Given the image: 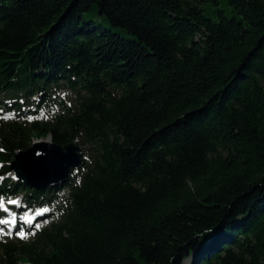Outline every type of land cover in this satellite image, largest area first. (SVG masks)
I'll list each match as a JSON object with an SVG mask.
<instances>
[{"label": "trees", "instance_id": "obj_1", "mask_svg": "<svg viewBox=\"0 0 264 264\" xmlns=\"http://www.w3.org/2000/svg\"><path fill=\"white\" fill-rule=\"evenodd\" d=\"M0 108V196L52 209L0 264H264V0H0ZM47 136L81 166L10 179Z\"/></svg>", "mask_w": 264, "mask_h": 264}, {"label": "water", "instance_id": "obj_2", "mask_svg": "<svg viewBox=\"0 0 264 264\" xmlns=\"http://www.w3.org/2000/svg\"><path fill=\"white\" fill-rule=\"evenodd\" d=\"M82 148L77 143L60 145L50 140H36L17 152L9 167L16 179L39 189L64 183L73 169L81 166Z\"/></svg>", "mask_w": 264, "mask_h": 264}, {"label": "rangeland", "instance_id": "obj_3", "mask_svg": "<svg viewBox=\"0 0 264 264\" xmlns=\"http://www.w3.org/2000/svg\"><path fill=\"white\" fill-rule=\"evenodd\" d=\"M104 24L106 25L105 22H104ZM58 94L64 100H66L67 102L74 103L75 95H74V93H72V91L63 88V89L60 90V92ZM1 111L2 110L0 108V112ZM56 111H57V107L56 106L45 108L40 113H38V117H41L43 115L50 116V115L54 114ZM47 138H49V136H47L43 140H46ZM34 141H36V140H34ZM8 177L10 179H15L13 173L8 174ZM21 199H22V197L20 195L18 197L13 198V201H15L18 204V205H14L13 209H17L18 208V210H21L22 208H24V212L23 211H19V213L22 212L23 214L22 215L18 214L19 215L18 218L21 220V222H23L22 219H25L26 221H28L29 219H31L33 217L39 218V220H37V219L36 220H32L33 222L32 221L31 222L30 221L26 222L27 225H29L28 227L34 228V229H38L42 224L50 222V220L52 218V217H50V214H52V209H51L50 206H48L46 203L40 204V205L31 204V205L28 206L27 204H25L23 202L21 203L19 201ZM2 203H3V207H0V210L6 211V213L8 214L7 218L10 220V217L12 218L14 215H16V211L15 210L12 211V210H10L8 208V204H7L8 201H3L2 200ZM37 213H39V214L37 215ZM37 225H39V227H37ZM6 226H9L8 222H6V223H4V225H2V227H4V228H2L0 226V240L5 241V240H9V239H11L13 237L21 238V236L18 234V233H21V232H23L25 234L24 238H22V239L26 240L32 234V231H23V230H20L19 232L16 233V232H14L12 230L6 229Z\"/></svg>", "mask_w": 264, "mask_h": 264}, {"label": "snow or ice", "instance_id": "obj_4", "mask_svg": "<svg viewBox=\"0 0 264 264\" xmlns=\"http://www.w3.org/2000/svg\"><path fill=\"white\" fill-rule=\"evenodd\" d=\"M9 203H14V201H9ZM0 207H3V203H2V198H0ZM7 221H0V223H6ZM37 227H39V225H37ZM20 236H21V238H24V233L23 232H21V233H18Z\"/></svg>", "mask_w": 264, "mask_h": 264}, {"label": "bare ground", "instance_id": "obj_5", "mask_svg": "<svg viewBox=\"0 0 264 264\" xmlns=\"http://www.w3.org/2000/svg\"><path fill=\"white\" fill-rule=\"evenodd\" d=\"M49 138H47L46 140H48ZM21 203H22V201L21 200H19ZM14 205H18L16 202H14L12 205H11V207L12 208H14ZM18 209V208H17ZM39 213H37V215H38ZM15 221H16V225H18L19 224V222H20V219L18 218V217H16L15 218Z\"/></svg>", "mask_w": 264, "mask_h": 264}]
</instances>
